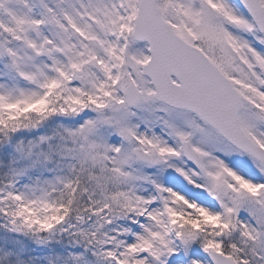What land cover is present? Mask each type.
<instances>
[{
  "label": "snow or ice",
  "instance_id": "1",
  "mask_svg": "<svg viewBox=\"0 0 264 264\" xmlns=\"http://www.w3.org/2000/svg\"><path fill=\"white\" fill-rule=\"evenodd\" d=\"M0 264H264V0H0Z\"/></svg>",
  "mask_w": 264,
  "mask_h": 264
}]
</instances>
